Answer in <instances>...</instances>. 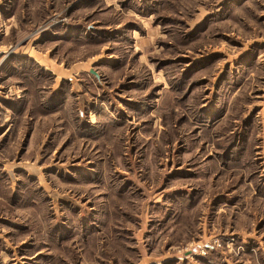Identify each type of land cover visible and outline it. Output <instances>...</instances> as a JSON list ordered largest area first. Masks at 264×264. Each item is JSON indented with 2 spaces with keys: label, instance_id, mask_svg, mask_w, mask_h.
Wrapping results in <instances>:
<instances>
[{
  "label": "rangeland",
  "instance_id": "obj_1",
  "mask_svg": "<svg viewBox=\"0 0 264 264\" xmlns=\"http://www.w3.org/2000/svg\"><path fill=\"white\" fill-rule=\"evenodd\" d=\"M0 264H264V0H0Z\"/></svg>",
  "mask_w": 264,
  "mask_h": 264
}]
</instances>
